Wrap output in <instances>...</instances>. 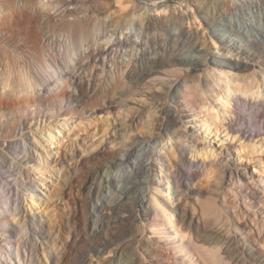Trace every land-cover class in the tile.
Here are the masks:
<instances>
[{"label":"bare ground","instance_id":"bare-ground-1","mask_svg":"<svg viewBox=\"0 0 264 264\" xmlns=\"http://www.w3.org/2000/svg\"><path fill=\"white\" fill-rule=\"evenodd\" d=\"M85 2L0 0V264H37V239L54 243L55 224L102 257L129 233L137 243L132 228L149 214L153 232L176 239L188 258L225 264L217 245L183 242L198 221L185 206L199 186L208 196L219 191L227 174L252 203L264 201L246 183L264 172V0H89L91 10ZM252 7L259 14L245 18ZM137 19L147 28L140 37L128 27ZM163 24L175 30L167 53L157 54L151 32ZM166 72L175 78L144 83ZM103 113L114 122L84 140L79 123ZM221 134L237 143L217 150L210 141ZM75 186L81 198L71 196ZM54 193L62 210L45 225L35 207ZM53 251L54 264H64ZM86 257L71 264H88Z\"/></svg>","mask_w":264,"mask_h":264},{"label":"rangeland","instance_id":"rangeland-1","mask_svg":"<svg viewBox=\"0 0 264 264\" xmlns=\"http://www.w3.org/2000/svg\"><path fill=\"white\" fill-rule=\"evenodd\" d=\"M87 1H89V0H86V2H85L86 7L88 9L90 8L89 10H91V8L94 9V7ZM137 1H138V3L143 5L146 0H144V1L143 0H137ZM204 1H207V3H210L212 0H210V1L204 0ZM204 1L198 0L199 4H200V2L202 4ZM168 3L169 4L174 3L177 5V3H179V0H169ZM104 7H105V5H104ZM256 9L257 8L252 7L251 10H246L243 16L245 18H247V16L255 18V16L257 14H259L258 9L256 11L257 13L255 12ZM261 10H259V11L264 12V7ZM248 11L250 12V14ZM240 16L241 15L236 16L238 19L235 17L236 22L237 21L238 22H244V21H242V18H244V17L243 16L240 17ZM164 17L165 16H163L162 18L164 19ZM140 22L141 21H139L137 19V20H134L135 24L132 22L131 25L130 24L128 25L131 32L134 30L132 33L133 34H139V37L145 35L147 32V28L145 27L146 25L144 26L145 22H141V23ZM174 30H175V27H173V25L167 26L166 24H163V26L162 25L156 26L155 31L153 30V32H151L152 33L151 35L153 37L156 36L154 38L155 39V45L154 46H155V52L157 54L158 53L163 54L164 50H165V53H167L166 52L168 50L167 49L168 48L167 41L169 39L170 33L174 32ZM122 52L120 53L119 58L122 56V54H123ZM12 56H13V54H12ZM12 56L10 55V58ZM239 56L241 57L242 55L240 54ZM240 57L237 59H241ZM123 58L125 59V61L129 60V56L124 55ZM247 60H249V59H246L244 61H247ZM247 62H249V61H247ZM253 63H254V65L255 64L257 65L259 63V61L257 59L255 60V58H254ZM9 64L10 63L8 62V68L10 67L9 70L11 71V66H9ZM174 69H175V67H174ZM127 70H128V68L125 69V72H124L125 74H126ZM181 71H186V67L182 66L181 70L178 71L177 74H180ZM154 76L155 77H153V80L146 79L144 83L145 84L147 83L146 85H154V84H159L163 80L167 81V80L175 78V76H172L168 72L164 73L163 75H154ZM155 88L158 89V87H155ZM210 100H212V98H210ZM181 104L183 107L182 109L185 110L186 109V107H185L186 103L183 101ZM113 116H114L113 113L110 115H107L106 113H103L102 115H97L96 117L92 118V120L90 121L91 123L89 122L90 125L86 124L88 122V120L86 121L85 119H83L82 122L79 123L81 125H79L77 123L80 126L79 135H82L84 140H85V137L92 138L94 135L97 136V137L95 136L96 138L100 137L103 129L105 128L104 125L107 122L110 124H112L114 122L115 119ZM262 116H261L262 119L259 118V120L264 121V112H263ZM243 120L246 123L248 121L247 118H244ZM29 123H32V122H29ZM81 128H83V129H81ZM16 130L19 134L20 131L18 129H16ZM198 133H195V135H198ZM134 134H136V131L131 132L130 135L133 136ZM221 137H222V134L220 135V137L214 136V138H212L210 141L211 144L214 145L215 148H218L217 150H219V151L220 150L222 151L223 149H224V151H226L225 148H227V146L231 143V141H233V143H237V142H235L236 140H233L230 137H228V138H225V137L221 138ZM224 139H226V140H224ZM87 140H89V139L86 138V141ZM222 140H224L225 142H223ZM30 141L35 145L36 141H34L33 139H30ZM41 142H43V144L46 143L45 141H42V140H41ZM36 145H38V144L36 143ZM48 145H49L48 143L45 144L46 149L48 151H50L51 149L53 150V147L52 146L48 147ZM222 146H223V148H221ZM186 151H188V150H186ZM263 152H264V148H263ZM43 153L45 155L44 151H43ZM234 154H236V153L234 152ZM187 156L189 157L188 154H187ZM262 157L264 160V153L262 154ZM48 160H50V159H48ZM206 162L208 163V161H206ZM219 166H220V164H219ZM257 169L258 168H254V167L250 166V170H252V171H256ZM262 173L260 174L261 175L260 178L255 177L253 179V182H252V180H248V182H246V183L250 184L251 187L253 185L252 188H254L255 190L257 189L259 196L261 198H263V200H264V172H262ZM46 177L49 179H52V180L55 179V175L50 176L49 174H47ZM231 181L232 180H230L229 174L225 175V182L218 186L219 191L217 190L213 194L210 193L212 195H209V196H208V193H205V191H204L205 186H203V185H202V187L199 186L203 190H201L198 186L196 187L195 191H199V189L201 191H199L198 194L194 193L195 196H194V194L190 195V197L187 199L188 202L186 203L187 205L185 207L188 210V213L189 214L192 213V217L193 218L195 217L194 220L195 221L198 220V221H196L195 224L193 225V229L190 233L191 235L189 237L187 236L183 242H186V240H187L188 244L191 245L193 243L192 244L193 246H195V243H197L198 245L203 244L204 246H213L214 245L213 247H215L217 245L218 248L217 247L216 248L220 249V253H219V251H217V255L219 253V255H218L219 257H221V258L224 257L228 264H264V213L259 211V210H262L264 208V205H263L264 201L262 200L263 203H260V204H258V202H256L257 204L252 203V201L249 199V197L246 196L247 192H244L242 190V188H240L241 186H240L239 180L234 179L232 181V183H231ZM53 184H55V183H53ZM78 190H79V187L75 186L73 188V192L71 193V196H73V195L77 196L78 195V197L81 198L83 194H82V192H79L80 190L79 191ZM22 192L25 193V188H23ZM200 192H202V193L200 194ZM54 195L52 196L53 199L46 202V203H41V202H39V200H37L39 202V206H42V207H40V208L38 206L35 207L36 208L35 214L36 215H42V219L44 220L43 224H45V222L47 220V218H46L47 214L58 215V217L60 216V212H58V211L62 210V202L57 197V193H54ZM69 196H70V194H67L66 198H68ZM196 196H198V198H197L198 200L196 199ZM212 199H213V201H211ZM28 200L31 201L30 198ZM208 201H211V202L208 203ZM198 202H200V204L202 202V204L200 206L205 205L204 206L205 210L203 213H200L201 211L199 209V205H198L199 203ZM261 205L263 206V208ZM207 206H209V207H207ZM196 208H197V210H196ZM207 208H210L211 210H206ZM193 209H194V211H193ZM52 210H54L53 213H51ZM206 211H208V212H206ZM209 211L210 212L215 211L216 213L210 214ZM204 213H207V214L205 215ZM201 214L205 217H203ZM236 214H238V216ZM198 217H199V219H198ZM152 223H153V214H149V216L144 217L142 219V221H140L137 225L134 226V228H132V231H133V232L131 231L132 234L136 235L139 238V241L137 243L135 241H131L132 235L129 236L130 235V233H129L128 237L126 235L125 237L121 238L120 240L119 239L116 240L113 245L109 246L106 249V251H104V253H102L103 254L102 257H97V255L93 252L91 253V251L88 252L87 248H86L87 245H86L85 241H83L81 239H70V238H67V236L64 235L62 232H60V231L57 232V230H56L57 225L55 224L54 225V231H55V237H54L55 242L54 243H55V245L51 240L45 241L41 237H40V239L39 238L37 239V241H41V243L43 242V246H44L43 249H40V248H37L38 247V244H37V247H36V249L38 250L37 264H54V261H53L54 256L53 255L55 252L53 251V247L55 249L59 250L60 252H62L64 264H66V263L71 264L76 258L78 259V257H81L82 255L83 256L89 255V257H86V258L88 259V261L90 260L89 262L91 264H109V263L110 264H124V263L125 264H132V263H136L137 261H138L137 262L138 264H188L187 260H189V258H191V260L194 262V264H205L206 263L204 261L202 262L203 259L201 257L199 258V256H197L198 255L197 253H196L197 254L196 255L195 253L192 252V255L188 258V255L185 256V254L183 252H179V249H177V248H178L180 242L178 243L176 239L174 240V242L173 241L171 242V241H169V238H166L163 235L161 237V235H157L156 233H154L153 231H155L156 227L154 225H152ZM165 226L168 228L167 225H165ZM46 227L48 228V224ZM169 230L172 231L171 229H169ZM195 230H196V232L198 230L197 233H199L198 235L201 237V238L200 237L198 238L199 240L198 239L194 240V231ZM205 234H209V235L207 236ZM191 236L193 239L191 238ZM204 236H205V238H204ZM188 238H190V239H188ZM210 239H211V241H210ZM189 240H191L192 242ZM212 240L215 242H213ZM197 241H199V242H197ZM197 244H196V246H197ZM228 245H231V246H228ZM174 246H175V248H174ZM31 248H33L35 250V245L32 243V241H29V240L26 241V249L29 250ZM79 249H81V250H79ZM41 251H44V255H46V258H48V261L45 260V256L41 253ZM84 251L86 252V254ZM78 253H79V255H77ZM193 255H194V257H192ZM113 259H116V260H113ZM200 259H201V261H200ZM223 259H221V260L223 261ZM225 260H224V262H225V264H227ZM134 261H136V262H134ZM89 262H88V264H90ZM222 264H224V263H222Z\"/></svg>","mask_w":264,"mask_h":264}]
</instances>
